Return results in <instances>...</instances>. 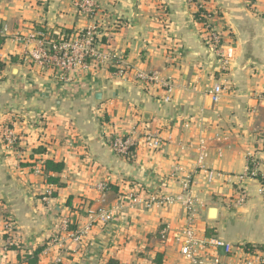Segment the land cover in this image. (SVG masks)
<instances>
[{
  "label": "crops",
  "instance_id": "crops-1",
  "mask_svg": "<svg viewBox=\"0 0 264 264\" xmlns=\"http://www.w3.org/2000/svg\"><path fill=\"white\" fill-rule=\"evenodd\" d=\"M74 1L0 0V35L5 37L0 122L12 117L21 133L16 151L0 142V264H27L24 249L43 244L62 218L78 229L89 223V212L114 208L109 222L92 224L80 241L51 243L37 264H53L60 248L64 264L110 259L157 264V258L159 264H185L176 237L187 223L181 204L146 208L127 192L140 187L145 193L178 195L186 175L195 178L191 194L198 236L264 246V207L255 183H243L249 199L235 206L230 204L233 184L222 178L206 182L197 164L200 137L207 150L205 165L233 180L249 156L264 161V99L256 98L264 91V0L210 1L208 6L221 10L220 25L234 55L223 75L188 0H97L102 35L96 50L113 52L117 65L60 79L53 69L38 65L31 52L39 45L37 30L72 37L85 27L89 19ZM120 69L123 75L114 73ZM137 70L173 77L170 100H164L162 83L135 80ZM218 80L224 89L219 102L212 103L208 90ZM144 130L171 139L148 150L138 144ZM113 133L135 142V157L113 151ZM38 146L44 151L34 152ZM46 158L63 162L62 187L35 171ZM99 183L108 187L100 190ZM211 206L218 208L215 220L207 217ZM7 233L14 248L5 244ZM214 256L220 264L245 258L219 248L207 251L202 264H212Z\"/></svg>",
  "mask_w": 264,
  "mask_h": 264
},
{
  "label": "built area",
  "instance_id": "built-area-1",
  "mask_svg": "<svg viewBox=\"0 0 264 264\" xmlns=\"http://www.w3.org/2000/svg\"><path fill=\"white\" fill-rule=\"evenodd\" d=\"M211 1V0H209ZM209 1L206 0H188L189 3L196 7V14L199 17L198 26L205 44L213 51L218 61V72L225 74L228 72L231 61L233 59V51L226 37L223 35L222 26L217 18V12L211 10ZM250 2L251 0H246ZM74 5L84 13L89 21L76 35L70 37L66 34L60 35L59 38L54 39L52 35H47L42 30L36 31V38L39 42L37 49L31 52V57L41 67L53 69L58 74L60 79H68L72 75L84 72H91L108 68L117 61L119 57L113 52L100 53L97 52V44L101 41L102 24L97 20L99 14V5L97 0H75ZM129 72L131 69L128 65L124 67ZM1 72V68H0ZM117 75H123L122 69L114 71ZM221 76V75H220ZM133 78L140 80L142 84L150 82H160L164 86L165 94L164 100L168 101L171 98L173 91V77L160 79L156 74H149L142 70L133 71ZM224 89L223 81H216L208 90V95L212 103H218ZM257 100L264 99V91L256 95ZM171 135L168 134L166 138L159 133L148 130L142 131L138 144L148 150H158L162 147L165 141L170 140ZM0 142L8 149L16 151L21 142V133L17 128L15 119L12 117L3 118L0 122ZM109 144L114 152L126 159H132L136 156L135 142L130 137L113 133L110 136ZM207 155L204 140L198 138L197 145V164L199 171L204 176L206 182H213L218 178L228 180L233 184L234 196L230 199V204L241 206L249 199V193L244 188L243 183L254 182L255 195L260 199V203L264 207V161L249 156L243 171L234 176V180L230 175H223L215 169L209 168L205 165L204 160ZM42 166L36 167V172H41ZM195 182V178L186 175L181 180V191L178 195L171 194H157L145 193L140 187H134L127 192L130 199H135L137 203H142L146 208L160 207L173 203H180L184 209L186 225L183 226L176 237L179 242V252L185 257V264H202L206 257L207 251H217L219 248L223 249L225 254H231L235 251L245 255L238 264H264V249L256 247L254 244L235 245L224 241L215 235L196 234V210L193 206L191 186ZM106 183H99L97 188L105 190ZM51 188L45 190V196H51ZM134 207V203L131 204ZM115 212L114 209L99 210L89 212V223L82 228L70 229L68 227L69 221L67 218H62L58 221L56 232L59 236L55 242L62 239H71L75 242L81 240L82 236L88 232L92 224L105 225L109 222ZM159 234L162 239L167 235V227L160 229ZM5 244L10 246L14 242L7 238ZM59 248V247H58ZM47 248L44 249V251ZM63 250V249H59ZM61 261L60 256L56 258ZM212 264H220L221 261L217 256L211 259Z\"/></svg>",
  "mask_w": 264,
  "mask_h": 264
},
{
  "label": "trees",
  "instance_id": "trees-1",
  "mask_svg": "<svg viewBox=\"0 0 264 264\" xmlns=\"http://www.w3.org/2000/svg\"><path fill=\"white\" fill-rule=\"evenodd\" d=\"M195 21L199 22V17L194 15ZM51 35V34H50ZM5 40V37L0 35V47L3 45ZM12 61H16V56L11 57ZM4 63L0 62V68L3 69ZM44 151V148L42 146H38L34 149V152L41 153ZM64 164L62 161H55L50 158H46L42 162V172L45 174L46 182L48 184H53L57 187H62L64 183L60 182L58 174L63 170ZM108 187V185H107ZM68 227L71 229V225L69 224ZM9 247L14 248V245H10ZM256 247H260L264 249V246L256 245ZM45 248V243L37 245L33 249H24L23 252V259L27 264H37L40 256ZM161 262L160 258H157V264ZM53 264H64L61 261L55 262ZM106 264H118L116 261L110 259Z\"/></svg>",
  "mask_w": 264,
  "mask_h": 264
},
{
  "label": "rangeland",
  "instance_id": "rangeland-1",
  "mask_svg": "<svg viewBox=\"0 0 264 264\" xmlns=\"http://www.w3.org/2000/svg\"><path fill=\"white\" fill-rule=\"evenodd\" d=\"M206 1H209V0H206ZM209 2H210V1H209ZM213 2H214V0H213ZM210 7H211V8H210L211 10L213 9V10H215V11L218 13V14H217V18H218V19H219V18L221 19V17H222V13H221L220 8L217 6V4H216V5H213V6H210ZM220 19H219V20H220ZM221 21H222V20H221ZM2 145H3V144H2ZM4 147H5V146H4ZM5 148H6V147H5ZM6 149H7V148H6ZM7 221H8V220H7ZM7 227H8V226H7ZM9 232H10V231H9ZM9 232H8V233H9ZM8 233L6 234V235H7V236H6V239H7V238H10V239H11L10 234L8 235ZM58 236H59V233L55 231V233H54L53 235H51V236H49L48 238H46V239L44 240V241H45V242H44V243H45V248L48 247L51 243H54V242L56 241L55 239H56ZM6 239H5V240H6ZM44 243H43V244H44ZM45 248H44V249H45ZM60 254H61V252H60V250H59V255H57V257L60 256V258H61L62 256H61ZM61 260H62V259H61ZM56 261H57V259L54 260V263H55Z\"/></svg>",
  "mask_w": 264,
  "mask_h": 264
},
{
  "label": "water",
  "instance_id": "water-1",
  "mask_svg": "<svg viewBox=\"0 0 264 264\" xmlns=\"http://www.w3.org/2000/svg\"><path fill=\"white\" fill-rule=\"evenodd\" d=\"M59 31L60 30H57L54 35H53V38L57 39L59 37ZM97 98H100L99 95H96ZM147 117L146 115H144V118ZM217 215H218V208L217 207H214V206H211L208 208L207 210V217L208 219L210 220H215L217 218Z\"/></svg>",
  "mask_w": 264,
  "mask_h": 264
}]
</instances>
